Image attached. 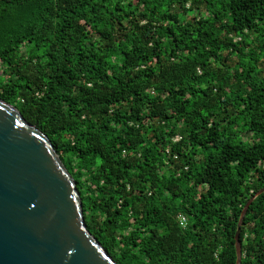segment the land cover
Here are the masks:
<instances>
[{
    "label": "trees",
    "instance_id": "trees-1",
    "mask_svg": "<svg viewBox=\"0 0 264 264\" xmlns=\"http://www.w3.org/2000/svg\"><path fill=\"white\" fill-rule=\"evenodd\" d=\"M0 99L116 264H236L264 188V0H0ZM239 240L264 264V191Z\"/></svg>",
    "mask_w": 264,
    "mask_h": 264
},
{
    "label": "water",
    "instance_id": "water-1",
    "mask_svg": "<svg viewBox=\"0 0 264 264\" xmlns=\"http://www.w3.org/2000/svg\"><path fill=\"white\" fill-rule=\"evenodd\" d=\"M259 190L245 204L234 234ZM0 264H116L87 230L76 184L50 140L0 99Z\"/></svg>",
    "mask_w": 264,
    "mask_h": 264
},
{
    "label": "built area",
    "instance_id": "built-area-1",
    "mask_svg": "<svg viewBox=\"0 0 264 264\" xmlns=\"http://www.w3.org/2000/svg\"><path fill=\"white\" fill-rule=\"evenodd\" d=\"M176 139H178V138H175V140H176ZM179 220H180V225L183 226V225L185 224V219H184V217L180 216V217H179Z\"/></svg>",
    "mask_w": 264,
    "mask_h": 264
}]
</instances>
